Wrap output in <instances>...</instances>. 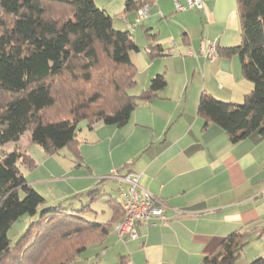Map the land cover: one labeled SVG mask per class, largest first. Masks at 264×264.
Segmentation results:
<instances>
[{"label": "crops", "instance_id": "0c3cea01", "mask_svg": "<svg viewBox=\"0 0 264 264\" xmlns=\"http://www.w3.org/2000/svg\"><path fill=\"white\" fill-rule=\"evenodd\" d=\"M96 1L113 17L116 29L129 31L133 36L141 26L149 44L165 50L161 59L173 58L182 69L178 71L180 80L176 79L170 87L169 71H163L167 61L154 58L150 69L137 74V86L142 82L138 92L146 90L159 74L166 76L165 90L152 101L141 102L123 127L97 123L86 133L81 130V159L69 152L54 162V170L71 171L61 182L69 181L74 188L73 197L100 187L105 198L95 202L109 210V218L104 221L112 216L107 198L121 201L118 188L108 190L106 184L109 180L118 186L123 182L108 179L101 184L113 172L123 177L141 176L143 190L166 206L164 220L137 224L136 241H123L112 230L102 244L86 251L90 254L88 264H121L123 257L128 258V264H203L205 257L235 231H256L250 241L256 245L250 248L249 244L245 249L251 251L247 261L251 264L258 257L264 260V252L256 250L264 242V135L256 131L235 143L225 130L198 114L203 96L242 103L253 91V84L243 75L239 57L222 53L225 48L241 44L237 0H202V10L190 9L188 0ZM129 1L149 3V16L137 23L138 11L144 4L127 12ZM176 4L185 10H178ZM206 41L217 42L215 62L204 56ZM139 51L140 48L136 52ZM63 151L55 156L60 157ZM83 167L88 172L77 175L75 168ZM28 183L42 194L47 206L68 196L59 192L60 196L46 195L50 194L46 193L47 188H51L50 192L61 191L63 186L55 187L65 183L46 179L35 181L37 185ZM71 202L73 208L78 204ZM95 202L91 208L98 220L100 212L94 207Z\"/></svg>", "mask_w": 264, "mask_h": 264}, {"label": "trees", "instance_id": "16d2710c", "mask_svg": "<svg viewBox=\"0 0 264 264\" xmlns=\"http://www.w3.org/2000/svg\"><path fill=\"white\" fill-rule=\"evenodd\" d=\"M237 2L241 44L222 53L239 57L253 91L242 103L203 96L198 106L199 116L235 143L256 131L264 135V0ZM143 4L129 1L125 10ZM132 38L114 27L96 0H0V264H75L88 248L102 244L124 215L122 202L108 197L109 220L84 217L93 202L105 198L99 186L73 197L89 199L80 209L72 202L47 206L23 172L38 166L21 140L27 135L49 157L67 149L81 159L82 123L89 129L97 123L123 127L141 102L163 92L167 79L159 74L139 95L132 93L138 69L131 52L139 50ZM146 51L151 59L165 56L159 45L149 44ZM9 144L15 149L2 151ZM24 217L31 218L30 225L13 245L9 231ZM255 234L231 233L203 264H235ZM66 243L69 254L55 257V248ZM128 263L123 257L121 264Z\"/></svg>", "mask_w": 264, "mask_h": 264}, {"label": "rangeland", "instance_id": "374dc122", "mask_svg": "<svg viewBox=\"0 0 264 264\" xmlns=\"http://www.w3.org/2000/svg\"><path fill=\"white\" fill-rule=\"evenodd\" d=\"M133 38H134V41L137 43V45L139 46V48L141 50V51H139V53H137L136 51H132V60L136 64V66L138 68V76H139L140 74L143 75L148 69L151 68V61L153 59H151V57L149 56V54L146 51L147 45L149 43H151V42H148L149 38L147 37L145 31L143 30V28L141 26L138 28L137 31H135L133 33ZM161 57L164 58V56H161ZM161 57L157 58L156 60L167 61L168 64H166L164 62L163 71L164 70L169 71L167 79L169 80L170 87H172L173 86V82H175L176 79H177V81L180 80V76H179L178 71H179V69H182L181 68L182 65L176 63V61L173 58L161 59ZM141 85H142V82L140 84H138L136 89L134 88L135 90L134 89L132 90V93H134V92H135L134 94L140 93L138 91L139 90L141 91ZM80 129L83 130L84 133L88 132L87 123H82L80 125ZM81 137H82V134H81ZM21 144L27 147L28 154L32 156V158L35 160V162H36V164L38 166L37 168H35V169L31 170V171L27 170V169L23 170V172L25 174V177H26L28 182H31V183L33 182L34 183L35 181L38 182L39 180L46 179L47 181L55 180V181L60 182V183H65V184H62L60 186L55 187V188H61L63 186L61 191L55 190V191L50 192L49 189H51V188H47V192L46 193H50V194H46L47 197L51 198V197L60 196V195L65 196L64 194H66L68 196L63 198V199H61V200H59L58 202L59 203L63 202V203H66V204H69L71 201H73V203H77L78 202V204L75 205L76 209H80L82 207V205L86 204V202L85 203L83 202L85 200H88L86 198H84L83 201L73 198L72 193L74 191V188L72 187V185L69 184V181L61 182V180H66L67 177L70 176L69 174L71 173V171L68 170V169H65L64 172H58V170H56V169L54 170V162H58L59 161L57 158L66 157L65 154H68L70 151L65 149L60 154V157L59 156L49 157V156H47L45 154V152L42 149V147H40L37 144H30L28 142L27 135H25L22 138ZM14 149H15L14 144H9V145L4 146L2 148V151H4V152H12ZM70 160H74V159L70 157ZM65 163L68 164V159H65ZM76 165L78 166L77 163H76ZM86 170H87L86 167H83L82 170H81V168H75V173L77 175H79L82 172H88ZM46 171H47V173H45ZM114 180H116L118 182L120 181V179H118V178L114 179ZM34 184L37 185V183H34ZM40 185L43 186V184H38V186H40ZM82 185H84V184H82ZM120 185L118 186V184H116L115 182L110 181V180L107 181V184H106L108 190H111L112 187L114 189L118 188V190H119ZM43 187L46 188L47 185H44ZM58 192L60 193V195L57 194ZM94 207L97 209L98 212H100L99 215H98V221H99V219L104 221V220L109 218V210L107 209L106 205H105V208H104V205H101L100 202L99 203L95 202L94 203ZM82 214L87 219H90V220L91 219H94V220L96 219L95 218V213L92 212V211L85 212V213H82ZM91 217H93V218H91ZM120 220H121V218L117 222H115V224L113 226V230L114 231H115V225ZM30 221H31V218L24 217L19 222L15 223L13 228L9 231V238H10V240H11L13 245L16 244L22 238L23 234L27 231V229H28V227L30 225ZM121 240H123V239H121ZM123 241H128V240H123ZM252 242H251V244L249 243L250 244L249 245L250 248L254 247L256 245V244H252ZM259 246H261V248H258V249L256 248V250H258L259 252H262V251L264 252V242L263 243L261 242ZM55 249H56L55 257L66 256V255L69 254V245L67 243L63 244V246L61 248L57 247ZM60 249H61V252H59L57 254V251L60 250ZM248 250L249 249H247L246 252L242 255V257L237 261V262H239L238 264H241V263L242 264H249V261H247V259H249L248 255H249V252H251V251H248ZM116 251H117L116 249L113 250V254L114 253L116 254ZM89 257H90V254L85 252L77 259V262L75 264H88ZM255 257H257V256H255Z\"/></svg>", "mask_w": 264, "mask_h": 264}, {"label": "built area", "instance_id": "2783aa9c", "mask_svg": "<svg viewBox=\"0 0 264 264\" xmlns=\"http://www.w3.org/2000/svg\"><path fill=\"white\" fill-rule=\"evenodd\" d=\"M147 1V0H146ZM178 10H185L184 7L176 4ZM188 7L190 9L202 10L204 8L202 0H188ZM150 4L145 3L138 11L136 22L140 23L149 16ZM193 56V52L190 51ZM204 56L210 62H215L218 59V46L216 41H206ZM109 177L113 179H120L129 185L125 188L121 183L119 188V195L121 197L122 209L124 215L121 220L115 225L116 234L123 240L136 241L138 239L137 224L150 225L157 220H164V212L166 206L158 198L150 195L141 187V176H120L114 172Z\"/></svg>", "mask_w": 264, "mask_h": 264}]
</instances>
